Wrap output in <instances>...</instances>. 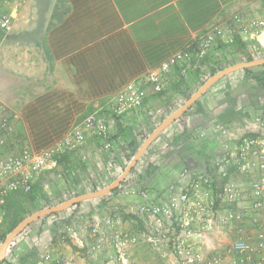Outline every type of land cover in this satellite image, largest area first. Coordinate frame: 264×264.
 Listing matches in <instances>:
<instances>
[{"label": "crops", "instance_id": "0c3cea01", "mask_svg": "<svg viewBox=\"0 0 264 264\" xmlns=\"http://www.w3.org/2000/svg\"><path fill=\"white\" fill-rule=\"evenodd\" d=\"M262 14L264 0H62L49 16L44 32L45 48L58 69L56 84L5 115L13 125L9 141H25L35 153L45 151L75 123L105 108L108 100L127 84L156 70L171 56L199 41L212 27L224 30L236 15L255 18ZM217 56V50H210L199 70L213 65ZM240 78L238 71L211 86L197 104L156 138L126 182L136 179L144 185L149 183L151 195L162 197L167 184L175 181L184 167L203 171L210 156L234 151L245 133L260 131L261 124L254 118L258 110L248 109L255 110L260 101L262 105L264 97H259L257 81ZM180 84L174 79L166 92H150L138 112L124 117L113 133V150L104 151L98 139L89 138L83 148L61 155L56 168L38 174L35 183L44 187L43 183L57 172L61 178L59 188L71 187L67 193L72 196L85 187L84 191L90 189L88 184L100 189L116 181L133 149L184 102L186 85ZM216 125L227 134L222 135ZM137 127L140 137L135 132ZM126 182L120 188H126ZM43 190L42 193L54 194V187ZM118 192L83 201L85 205L81 207L85 209L79 216H90L92 220L79 221L77 214L70 219H66L68 215L52 214L35 221L14 239L0 264H46L48 254L63 259L65 264H115L113 235H140L143 230L134 216L142 198L137 192L117 196ZM54 201L51 198L43 204ZM46 207L49 206L43 205ZM114 215H119L120 220L110 228L107 220ZM6 216L5 212L4 221ZM252 218L254 223L248 222L244 229L239 223L214 231L207 238L208 249L219 252L233 239H255L264 225V216L254 213ZM130 254L133 264H165L142 240Z\"/></svg>", "mask_w": 264, "mask_h": 264}, {"label": "built area", "instance_id": "2783aa9c", "mask_svg": "<svg viewBox=\"0 0 264 264\" xmlns=\"http://www.w3.org/2000/svg\"><path fill=\"white\" fill-rule=\"evenodd\" d=\"M31 0H0V32L10 34L19 12ZM199 39L171 56L156 70L122 88L108 100L105 108L94 110L75 123L57 143L35 153L25 141H9L13 133L10 119L0 109V227L4 222L7 198L14 193H28L36 176L58 166V158L83 148L89 138L100 141L104 151L113 150L115 128L124 117L138 112L149 93L166 92L173 80H189L208 52L239 38L244 45L264 44V16L249 18L236 15L226 29L212 27ZM1 47V45H0ZM175 74V76H173ZM222 135L227 131L216 125ZM140 127L135 132L140 137ZM162 192L154 198L149 190L138 191L142 201L134 216L143 230L113 235L115 264H133L131 250L142 240L165 264H264V225L255 239L239 238L226 249L208 253L207 238L227 225L243 220L244 206L264 216V127L256 134L244 135L236 150L210 156L206 168L194 172L184 167ZM237 180H240L237 181ZM244 180V182H243ZM130 191L126 195H132ZM120 217L107 220L110 228ZM46 264H64L63 259L46 255Z\"/></svg>", "mask_w": 264, "mask_h": 264}, {"label": "rangeland", "instance_id": "374dc122", "mask_svg": "<svg viewBox=\"0 0 264 264\" xmlns=\"http://www.w3.org/2000/svg\"><path fill=\"white\" fill-rule=\"evenodd\" d=\"M61 2L62 0H31L24 8L20 10L14 30L8 35H4L0 32V45H1L0 47V109L6 116L12 114L11 112L12 110L13 113L14 111L18 110L22 101H26L32 97H35L38 93L45 90L49 86L56 84V81L54 80L56 78L54 77L58 75V69L56 67L55 61L51 59V57L47 52V49L45 48L44 43L46 41H45L44 32L47 27V21L49 16L53 12H55V10H57L59 6H61ZM260 16H264V14ZM228 45L229 47L227 45H224L225 47H223V49L220 51L217 49V51L219 52V56L216 57L215 63L213 65H209L207 69L201 71L196 76L192 77V81L188 85H186L185 88L186 90H184V96H183L184 102L189 95L194 94V92L198 88H200V86L206 80H208L210 74L217 72V70H219L220 72L222 66L228 67L238 63L248 62L251 59L252 60L264 59V44L253 43L251 44V46L238 45L237 47L235 46L232 47L231 46L232 44H228ZM263 67L264 66H262V68ZM240 72L242 75L240 81L242 79L246 81L249 80L257 81L259 97H264V70L262 71L261 67H252V68L240 70ZM207 73L209 75H206ZM259 100L260 99H258L257 101ZM263 104H264V99H262V105L260 101L258 103V106L255 107L256 108L255 110H253L251 107L248 110L251 112L252 111L255 112L256 110H258V112L261 113V111L264 110ZM182 105H180V107ZM180 107L176 108L175 112ZM245 109H246V102L243 103L244 112H246ZM259 113L258 116L254 118L257 119V122L261 124V128H260L261 130L264 126V113L261 114ZM257 117L259 118L260 121H258ZM218 131L220 132V130ZM256 133L247 132L244 135L250 136ZM154 171L155 170L151 171V174H154ZM75 172L77 173L76 170ZM54 173L55 174L52 176L55 177L54 178L55 180L54 181L52 180L53 179L52 176L49 177V179L51 180L48 181L46 179L47 182L43 183L44 187H39L38 192L34 193V196L33 197L31 196L32 198L30 200H25L20 198L19 199L20 201L19 200L17 201V204L19 205L18 209H15L14 211L11 212V214L7 215L4 221L3 227L5 228L3 230L4 234L2 236L0 235V246L7 238V235H9L10 227L14 219L17 220L25 219L29 217V215L43 211L44 209L62 205L66 201L76 196L99 191L105 188L106 186H109L112 183V182L109 183L103 188L100 187V189H96L95 187L92 188L91 185L93 183H91V185L88 184V188L90 189L86 190L87 192L84 191L85 189H87L85 187L83 188V190H79L80 193L76 192L74 193V195L71 196L67 193V191L70 190L71 187H67L65 189L64 187L59 188L58 181L61 180V178L58 177L57 172ZM130 174L127 176V178L130 176ZM127 178L125 179V181L127 180ZM237 181L240 182V180ZM67 183H65V186L67 185ZM126 183H127L126 188L125 187L120 188V186L117 188V191H119L117 193V196H122V195L129 196L126 195L128 191H130L131 193L132 191L134 193L135 192L138 193V191L142 189L144 186L147 187V190L149 187V183H147V185L146 184L144 185L143 183H141V181L139 182L136 179L133 180L132 182H130L129 180ZM123 185H125L124 182ZM52 187H54L53 195L50 194L51 191H49L50 188ZM43 189L49 192L42 193L44 191ZM39 195L42 197H40ZM51 198L55 200L53 204L51 205L43 204V202H46ZM84 202L78 203L77 205L65 211L59 212L58 214H61V217L68 215L66 216V219L67 218L70 219L74 214H77V216H79V213H81L85 209L81 207L85 205L82 204ZM93 202L94 201L90 203ZM43 205L44 206L48 205L49 207L43 208ZM102 207L104 209L106 208L105 206ZM241 212L244 218L241 221L240 226L242 229H244V226L247 225L248 222L250 223L251 221L253 222L252 216L254 215V211L251 210L250 204H248L244 206V209ZM78 219L79 221H83L85 219L92 220L90 216L88 218L86 217L81 218L79 216ZM139 223L141 222L139 221ZM247 236L252 237L254 235L249 234ZM232 242H230L229 244H231ZM227 246L228 245H226L222 250L226 249ZM151 251L159 260H162L159 255L153 252L152 249ZM212 251L214 250H210L207 248L208 253H212Z\"/></svg>", "mask_w": 264, "mask_h": 264}, {"label": "water", "instance_id": "95a60500", "mask_svg": "<svg viewBox=\"0 0 264 264\" xmlns=\"http://www.w3.org/2000/svg\"><path fill=\"white\" fill-rule=\"evenodd\" d=\"M264 66V59L259 60H253L248 61L244 63H238L232 66H229L228 68L224 69L221 72H218L215 76L207 80L202 87L199 88V90L193 94L190 99H188L184 105H182L175 113L170 115L167 119H165L150 135V137L144 142L141 149L138 151L132 162L128 165V167L125 169L121 177L114 181L111 185L97 191L94 193H87L84 195H80L77 197H74L62 205H58L52 208L44 209L43 211L34 213L33 215L27 217L24 219L10 234L7 236L3 244L0 246V262L4 259L6 252L9 248V246L12 244L13 240L19 235L21 231H23L25 228H27L31 223L37 221L38 219L43 218L44 216L52 215L55 213H59L62 211H65L73 206H75L78 203H81L85 200L89 199H96L103 197L105 195L110 194L112 191H114L116 188H118L122 182L125 181L127 176L131 173L133 168L136 166L137 162L141 159V157L144 155L146 150L149 148V146L156 140V138L173 122H175L177 119H179L181 116H183L199 99L200 97L215 83H217L219 80L225 78L226 76L238 72L240 70L252 68V67H262Z\"/></svg>", "mask_w": 264, "mask_h": 264}, {"label": "trees", "instance_id": "16d2710c", "mask_svg": "<svg viewBox=\"0 0 264 264\" xmlns=\"http://www.w3.org/2000/svg\"><path fill=\"white\" fill-rule=\"evenodd\" d=\"M199 44V41H197L196 42V44L195 45H198ZM238 45H244L242 42H241V40L239 39V38H235V40L232 42V47L233 46H238ZM223 47H225L224 45H222V44H219V46L217 47V48H215V50H222L223 49ZM207 59H208V57H207V55H206V57H204V59L200 62L201 63V65L202 64H204L206 61H207ZM249 61H253L252 59L251 60H249ZM229 67V66H228ZM227 66H225V67H221V69H220V72L221 71H223L224 69H226V68H228ZM201 72V70H199V68L198 69H196L194 72H191L190 74L192 75L191 76V79L190 80H186V79H182V81L180 82L181 84H180V86H182V85H188L189 83H190V81L192 80V77L193 76H196L198 73H200ZM218 72H214V73H212V74H210L209 75V78H208V80L210 79V78H212L213 76H215L216 74H217ZM207 81V80H206ZM205 81V82H206ZM204 82V83H205ZM204 83L202 84V85H204ZM202 85L200 86V87H202ZM199 90V88L194 92V94L197 92ZM193 95V94H192ZM192 95H189L187 98H186V100H185V102L188 100V99H190V97L192 96ZM184 102V103H185ZM184 103H183V105H184ZM198 103V101L195 103V104H197ZM194 104V105H195ZM156 129V128H155ZM154 131H152L150 134H148L144 139H143V141H142V143L140 144V145H138L137 147H135L134 149H133V151H132V153L130 154V156H129V158H128V163H127V165L125 166V168L123 169V171H122V174H123V172L125 171V169L128 167V165L132 162V160L134 159V157L136 156V154L138 153V151L141 149V147L143 146V144H144V142L150 137V135L153 133ZM134 170H135V167L133 168V170L131 171V173H133L134 172ZM121 174V175H122ZM121 177V176H120ZM119 177V178H120ZM118 178V179H119ZM118 179H116V180H118ZM126 181H124V183H125ZM121 185H123V182L121 183ZM38 190H39V185L37 184V183H34V185L32 186V189H31V191L30 192H28V193H14V194H12V195H10L8 198H7V201H6V204H5V207H4V211L6 212V215H9V214H11V212L12 211H14L15 209H18V207H19V205L17 204V198H22V199H25V200H30L33 196H34V193H37L38 192ZM117 191V188L114 190V191H112V192H116ZM97 192V191H96ZM32 196V197H31ZM80 196V195H79ZM30 197V198H29ZM77 197V196H76ZM77 205V204H76ZM55 214H58V213H55ZM55 214H53V215H55ZM31 215H33V214H31ZM31 215H29V216H31ZM49 216H51V215H48V216H44L43 218H46V217H49ZM43 218H41V219H43ZM26 219V218H25ZM24 219H20V220H17V219H14L13 220V223L11 224V227H10V232H9V234L23 221ZM38 220H40V219H38ZM34 223V222H33ZM33 223H31L28 227H30ZM27 227V228H28ZM26 229V228H25ZM23 231H21L19 234H21ZM5 237V236H4ZM3 240V239H2ZM3 261H1L0 263H2Z\"/></svg>", "mask_w": 264, "mask_h": 264}]
</instances>
